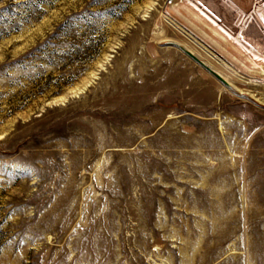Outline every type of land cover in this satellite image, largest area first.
<instances>
[{"label": "rangeland", "instance_id": "rangeland-1", "mask_svg": "<svg viewBox=\"0 0 264 264\" xmlns=\"http://www.w3.org/2000/svg\"><path fill=\"white\" fill-rule=\"evenodd\" d=\"M0 264H264V0H0Z\"/></svg>", "mask_w": 264, "mask_h": 264}, {"label": "bare ground", "instance_id": "bare-ground-1", "mask_svg": "<svg viewBox=\"0 0 264 264\" xmlns=\"http://www.w3.org/2000/svg\"><path fill=\"white\" fill-rule=\"evenodd\" d=\"M80 90H81V88H78L77 90H75V91L72 92V93L77 94ZM63 99L65 100V97H64Z\"/></svg>", "mask_w": 264, "mask_h": 264}]
</instances>
